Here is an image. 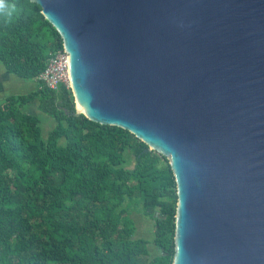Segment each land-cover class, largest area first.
I'll return each mask as SVG.
<instances>
[{
  "label": "water",
  "instance_id": "95a60500",
  "mask_svg": "<svg viewBox=\"0 0 264 264\" xmlns=\"http://www.w3.org/2000/svg\"><path fill=\"white\" fill-rule=\"evenodd\" d=\"M77 115L130 131L177 187L172 264H264V0H30Z\"/></svg>",
  "mask_w": 264,
  "mask_h": 264
},
{
  "label": "trees",
  "instance_id": "16d2710c",
  "mask_svg": "<svg viewBox=\"0 0 264 264\" xmlns=\"http://www.w3.org/2000/svg\"><path fill=\"white\" fill-rule=\"evenodd\" d=\"M2 5L0 70L36 89L0 99V264H172L169 161L128 130L78 116L72 88L44 87L62 35L41 5ZM41 116L53 122L48 135ZM133 202L154 222L152 241L137 237Z\"/></svg>",
  "mask_w": 264,
  "mask_h": 264
},
{
  "label": "rangeland",
  "instance_id": "374dc122",
  "mask_svg": "<svg viewBox=\"0 0 264 264\" xmlns=\"http://www.w3.org/2000/svg\"><path fill=\"white\" fill-rule=\"evenodd\" d=\"M1 67V65H0ZM36 83L31 80H24L16 75H10L0 70V99H3L9 95H23L35 91ZM29 112L35 111V107L31 106L28 109ZM43 121V132L45 135L53 129V122L45 116H41ZM133 167V166H132ZM132 206V219L136 222L137 237L153 240L155 237V225L151 218L144 216V209L142 206H138L137 202H133Z\"/></svg>",
  "mask_w": 264,
  "mask_h": 264
},
{
  "label": "built area",
  "instance_id": "2783aa9c",
  "mask_svg": "<svg viewBox=\"0 0 264 264\" xmlns=\"http://www.w3.org/2000/svg\"><path fill=\"white\" fill-rule=\"evenodd\" d=\"M38 79L44 87L51 90H58L61 86L72 88L70 58L65 49L50 57L48 66Z\"/></svg>",
  "mask_w": 264,
  "mask_h": 264
},
{
  "label": "clouds",
  "instance_id": "9594fccd",
  "mask_svg": "<svg viewBox=\"0 0 264 264\" xmlns=\"http://www.w3.org/2000/svg\"><path fill=\"white\" fill-rule=\"evenodd\" d=\"M0 14H5L3 12V5H2V0H0ZM7 15H10V13H6Z\"/></svg>",
  "mask_w": 264,
  "mask_h": 264
},
{
  "label": "crops",
  "instance_id": "0c3cea01",
  "mask_svg": "<svg viewBox=\"0 0 264 264\" xmlns=\"http://www.w3.org/2000/svg\"><path fill=\"white\" fill-rule=\"evenodd\" d=\"M34 82V81H33ZM36 83V82H35Z\"/></svg>",
  "mask_w": 264,
  "mask_h": 264
}]
</instances>
